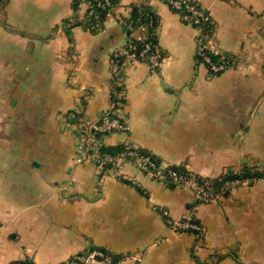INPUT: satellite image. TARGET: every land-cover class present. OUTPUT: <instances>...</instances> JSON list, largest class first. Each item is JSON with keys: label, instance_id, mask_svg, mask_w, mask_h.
<instances>
[{"label": "crops", "instance_id": "obj_1", "mask_svg": "<svg viewBox=\"0 0 264 264\" xmlns=\"http://www.w3.org/2000/svg\"><path fill=\"white\" fill-rule=\"evenodd\" d=\"M75 1L0 0V264H60L93 249L112 264H264V183L197 204L132 164L119 174L80 161L73 122L107 110L120 70L112 55L127 33L115 19L70 27L87 12ZM147 1L163 59L155 70L122 67L128 130L99 136V150L130 143L209 178L264 167V0H192L233 57L219 74L197 56V28L164 1L115 0L116 14ZM162 209L192 212L203 238L173 232Z\"/></svg>", "mask_w": 264, "mask_h": 264}, {"label": "built area", "instance_id": "obj_2", "mask_svg": "<svg viewBox=\"0 0 264 264\" xmlns=\"http://www.w3.org/2000/svg\"><path fill=\"white\" fill-rule=\"evenodd\" d=\"M162 1L172 11L179 14L185 22L197 28V56L208 66L212 73L219 74L231 67L232 56L220 51L212 42V36L210 37V34H207L202 26L205 23H212L211 13L207 9L192 0ZM78 3L77 9L85 7L87 12L82 19L73 18L68 21L70 27L81 23L89 30H97L101 28L104 21L115 19L122 25L126 33H133L136 42L133 43L127 34L126 43L116 49L112 55V64L119 65L120 70L113 75L111 100L105 113L97 122L86 119L73 122V126L84 136L80 161H92L99 167L107 166L108 170L119 174L122 173L127 164H132L154 180L165 184L170 182L179 188L191 190L197 204H224L236 189L255 183H264V167H251L246 164L236 165L221 175V177L231 176V178L216 186L211 181L213 178L198 175L188 168L182 173L174 169L172 165L158 164L151 155L142 154L139 147L130 143L126 144L124 150L119 153H101L99 145L95 144L99 136H108L128 130L122 107V89L124 88V71H122V67L124 68V65L130 62L144 61L155 70L160 66L163 56L156 44L146 42L141 48L138 45L148 39L150 27L153 26V30L156 31V26H154V23L152 24V21L148 25L140 24L134 27L127 21L128 17L116 14V6L112 5L110 0H78ZM147 5L149 6L148 1ZM100 7L105 10L103 16L96 11ZM214 56L218 58L214 60ZM91 141H93L92 145L87 146ZM245 167H250L252 169L251 173L259 172V175L252 177L245 174ZM160 213L166 225L173 232L178 234L192 233L200 240L203 238L204 228L194 219L192 212H187L179 219H174L167 209H162ZM99 261L112 264L109 255L100 249H93L85 256L72 258L60 264H94Z\"/></svg>", "mask_w": 264, "mask_h": 264}, {"label": "trees", "instance_id": "obj_3", "mask_svg": "<svg viewBox=\"0 0 264 264\" xmlns=\"http://www.w3.org/2000/svg\"><path fill=\"white\" fill-rule=\"evenodd\" d=\"M101 1H104V0H101ZM110 1H111L112 5L116 6L115 0H110ZM74 6H75V8L77 10V8L79 6L78 0L75 1ZM96 11L99 12V14L101 16H103L105 14V10L104 9H101V7L100 8H97ZM127 21L129 23H131L134 27H137L140 24H147L148 25L151 21H152V24L153 23L155 24L154 26L157 25V18L154 15V13L151 12V9L147 5V2L141 3L140 5H133L132 6V10H131V14L128 17ZM202 26H203V28H205L204 29L205 32L207 34H210V37L213 36V34H214V26H215V23H214V20L213 19H212V23H205ZM154 31H155V29L153 30V26L149 28V30H148L149 37H148V39L144 43H139L138 44L140 48L143 47L146 42H150L152 44H156V39H155V37L153 35V32ZM127 34H128V37L134 43L135 42V37H134L133 33L128 32ZM208 53H210V52H208ZM217 58L218 57H215V56L213 57L214 60H216ZM120 62H119V64H120ZM232 64H233V57H232ZM123 150H124V147L123 148H119V149H105V150H102L101 153L116 154V153H119V152H121ZM141 153L142 154H149V155H151V157L154 159V161H156L158 164H161L162 163L158 158H156L154 155H152L151 153H149V152H147L145 150H142L141 149ZM172 167L174 169H176L177 171L182 172V173L186 171V167L183 166V165L182 166H173L172 165ZM102 168L107 169V166H104ZM244 170H245V174H247L249 176L255 177L256 175H259V172L251 173V170L252 169L250 167H245ZM228 178H231V176H222V177L220 176V177H217V178H213L211 181L216 186H218V185H220L222 183V181H224V180H226ZM167 184L169 186H171V187H177L176 185H174L173 183H170V182L167 183ZM194 219L196 221H198L195 217H194Z\"/></svg>", "mask_w": 264, "mask_h": 264}, {"label": "rangeland", "instance_id": "obj_4", "mask_svg": "<svg viewBox=\"0 0 264 264\" xmlns=\"http://www.w3.org/2000/svg\"><path fill=\"white\" fill-rule=\"evenodd\" d=\"M82 139L84 140V136H82ZM83 140H82V142H83ZM92 143H93V141H91V143H88L87 144V146H91L92 145ZM95 144L97 145V142H95ZM256 184V183H255ZM251 186V185H250ZM248 187V186H247ZM200 240V239H199Z\"/></svg>", "mask_w": 264, "mask_h": 264}]
</instances>
